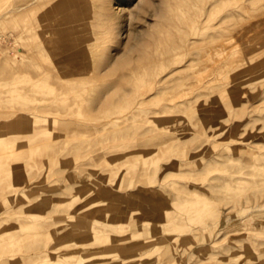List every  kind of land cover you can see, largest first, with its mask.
I'll list each match as a JSON object with an SVG mask.
<instances>
[{"label": "rangeland", "instance_id": "obj_1", "mask_svg": "<svg viewBox=\"0 0 264 264\" xmlns=\"http://www.w3.org/2000/svg\"><path fill=\"white\" fill-rule=\"evenodd\" d=\"M0 264H264V0H0Z\"/></svg>", "mask_w": 264, "mask_h": 264}, {"label": "bare ground", "instance_id": "obj_2", "mask_svg": "<svg viewBox=\"0 0 264 264\" xmlns=\"http://www.w3.org/2000/svg\"><path fill=\"white\" fill-rule=\"evenodd\" d=\"M32 1V0H31ZM30 2V1H29ZM23 3V2H22ZM28 3V2H27ZM171 76V75H170Z\"/></svg>", "mask_w": 264, "mask_h": 264}]
</instances>
